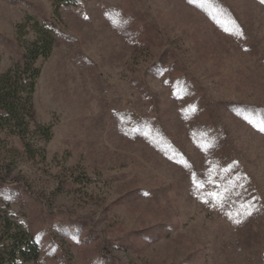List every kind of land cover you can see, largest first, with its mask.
Masks as SVG:
<instances>
[{
    "label": "rangeland",
    "instance_id": "374dc122",
    "mask_svg": "<svg viewBox=\"0 0 264 264\" xmlns=\"http://www.w3.org/2000/svg\"><path fill=\"white\" fill-rule=\"evenodd\" d=\"M34 43L26 124L0 109L21 264H264L262 0H0V75Z\"/></svg>",
    "mask_w": 264,
    "mask_h": 264
},
{
    "label": "trees",
    "instance_id": "16d2710c",
    "mask_svg": "<svg viewBox=\"0 0 264 264\" xmlns=\"http://www.w3.org/2000/svg\"><path fill=\"white\" fill-rule=\"evenodd\" d=\"M48 50L49 47L46 44L34 43L20 64H16L0 75V109L5 113L4 118L17 126L25 125L30 116L32 94L39 75V68L34 64L35 59L38 55H46ZM248 110L240 112L248 113L249 118L264 114V111L260 109L250 110V112ZM38 130L43 136L48 137L49 126H40ZM186 164L189 163L186 162ZM38 250V241L33 235L23 230L1 227L0 264H21L28 260H36Z\"/></svg>",
    "mask_w": 264,
    "mask_h": 264
},
{
    "label": "snow or ice",
    "instance_id": "6c2138e0",
    "mask_svg": "<svg viewBox=\"0 0 264 264\" xmlns=\"http://www.w3.org/2000/svg\"><path fill=\"white\" fill-rule=\"evenodd\" d=\"M262 2H264V0H262Z\"/></svg>",
    "mask_w": 264,
    "mask_h": 264
}]
</instances>
